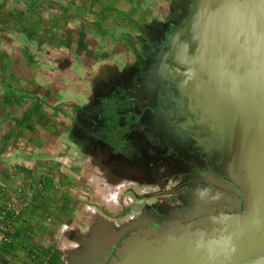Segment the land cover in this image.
Masks as SVG:
<instances>
[{
    "label": "crops",
    "instance_id": "0c3cea01",
    "mask_svg": "<svg viewBox=\"0 0 264 264\" xmlns=\"http://www.w3.org/2000/svg\"><path fill=\"white\" fill-rule=\"evenodd\" d=\"M173 1L0 0V264H75L154 204L145 186L114 209L98 201L94 180L110 175L92 104L130 78Z\"/></svg>",
    "mask_w": 264,
    "mask_h": 264
},
{
    "label": "flooded vegetation",
    "instance_id": "af4514ba",
    "mask_svg": "<svg viewBox=\"0 0 264 264\" xmlns=\"http://www.w3.org/2000/svg\"><path fill=\"white\" fill-rule=\"evenodd\" d=\"M197 1L174 0L168 17L144 43L143 58L128 69L130 78L94 99L91 143L106 162V175L150 188L156 201L127 226L111 228L96 247L84 246L73 257L75 264H114L119 259L109 249L116 241L120 249L123 241L134 243L138 255L149 254L155 264H204L207 252H216L226 238L231 253L237 251L220 219L239 215L245 197L227 177L229 171L238 173L234 157L223 149L218 124L204 117L178 66L160 61L144 74L164 47L180 51L182 63L193 54L184 33ZM229 264H237L236 258Z\"/></svg>",
    "mask_w": 264,
    "mask_h": 264
},
{
    "label": "water",
    "instance_id": "95a60500",
    "mask_svg": "<svg viewBox=\"0 0 264 264\" xmlns=\"http://www.w3.org/2000/svg\"><path fill=\"white\" fill-rule=\"evenodd\" d=\"M195 9L184 33L193 54L182 63L180 51L164 47L144 74L160 61L178 66L191 97L218 124L223 149L234 157L238 177L230 171L227 177L240 186L244 209L220 223L222 232L234 236L237 251L231 253L226 238L216 252H207L204 264H229L232 257L237 264H264V0H198ZM121 243L124 248L116 241L109 249L119 259L114 264L156 263L147 253L139 256L134 243Z\"/></svg>",
    "mask_w": 264,
    "mask_h": 264
},
{
    "label": "built area",
    "instance_id": "2783aa9c",
    "mask_svg": "<svg viewBox=\"0 0 264 264\" xmlns=\"http://www.w3.org/2000/svg\"><path fill=\"white\" fill-rule=\"evenodd\" d=\"M94 187L97 190L98 201L109 209H114L119 203V198L123 190L139 187L125 180H116L110 176H98L94 180ZM9 209L16 217L19 208L15 202L9 204ZM4 214L0 213V232L5 230Z\"/></svg>",
    "mask_w": 264,
    "mask_h": 264
},
{
    "label": "rangeland",
    "instance_id": "374dc122",
    "mask_svg": "<svg viewBox=\"0 0 264 264\" xmlns=\"http://www.w3.org/2000/svg\"><path fill=\"white\" fill-rule=\"evenodd\" d=\"M152 201L155 202L156 200L153 199Z\"/></svg>",
    "mask_w": 264,
    "mask_h": 264
}]
</instances>
